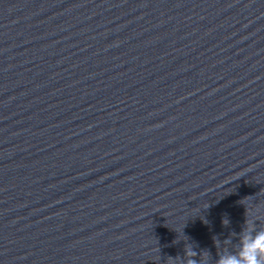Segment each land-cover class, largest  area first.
<instances>
[{"label": "water", "instance_id": "obj_1", "mask_svg": "<svg viewBox=\"0 0 264 264\" xmlns=\"http://www.w3.org/2000/svg\"><path fill=\"white\" fill-rule=\"evenodd\" d=\"M250 230L264 0H0V264H217Z\"/></svg>", "mask_w": 264, "mask_h": 264}, {"label": "clouds", "instance_id": "obj_2", "mask_svg": "<svg viewBox=\"0 0 264 264\" xmlns=\"http://www.w3.org/2000/svg\"><path fill=\"white\" fill-rule=\"evenodd\" d=\"M189 264L194 262L189 261ZM217 264H264V230H250L238 251L220 256Z\"/></svg>", "mask_w": 264, "mask_h": 264}]
</instances>
